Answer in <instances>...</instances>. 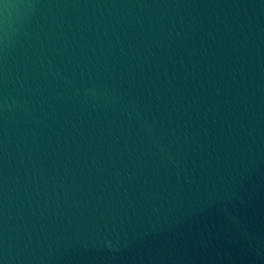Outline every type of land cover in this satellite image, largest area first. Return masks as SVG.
<instances>
[{"label":"water","instance_id":"water-1","mask_svg":"<svg viewBox=\"0 0 264 264\" xmlns=\"http://www.w3.org/2000/svg\"><path fill=\"white\" fill-rule=\"evenodd\" d=\"M0 264H264V0H0Z\"/></svg>","mask_w":264,"mask_h":264}]
</instances>
